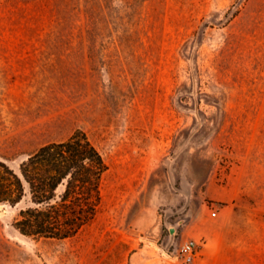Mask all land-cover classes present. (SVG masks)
<instances>
[{"label": "rangeland", "instance_id": "374dc122", "mask_svg": "<svg viewBox=\"0 0 264 264\" xmlns=\"http://www.w3.org/2000/svg\"><path fill=\"white\" fill-rule=\"evenodd\" d=\"M76 129L109 165L96 220L36 239L1 204L0 264H134L135 238L183 264L186 207L264 264V0H0V160Z\"/></svg>", "mask_w": 264, "mask_h": 264}, {"label": "trees", "instance_id": "16d2710c", "mask_svg": "<svg viewBox=\"0 0 264 264\" xmlns=\"http://www.w3.org/2000/svg\"><path fill=\"white\" fill-rule=\"evenodd\" d=\"M109 165L83 129L48 142L14 167L0 160V205L20 207L13 225L36 239H69L97 217Z\"/></svg>", "mask_w": 264, "mask_h": 264}, {"label": "crops", "instance_id": "0c3cea01", "mask_svg": "<svg viewBox=\"0 0 264 264\" xmlns=\"http://www.w3.org/2000/svg\"><path fill=\"white\" fill-rule=\"evenodd\" d=\"M224 196L225 195L222 192H219L214 195L213 198L223 199ZM186 209L190 211L191 217L180 226L178 241L184 243L188 240L198 241L200 238H205L204 247L202 248L203 255L200 258H197L193 264H246L242 252L234 261L227 255V252L230 250V242L228 241L227 235H224V231L228 229V226L219 225L213 228L209 223V221L213 220H217L220 223V219L222 218L221 212H223V210L220 211L219 217L216 218L203 207H186ZM132 247L134 264H170L163 255L166 251H163V253L161 250L158 252H156L155 249L152 251L148 250L146 244H142L138 238H135V240L132 241ZM147 254L149 255V258H147ZM160 258L163 260L161 259L160 262H158L157 259ZM142 259H145L144 263L142 262ZM175 264L180 263L176 261Z\"/></svg>", "mask_w": 264, "mask_h": 264}, {"label": "built area", "instance_id": "2783aa9c", "mask_svg": "<svg viewBox=\"0 0 264 264\" xmlns=\"http://www.w3.org/2000/svg\"><path fill=\"white\" fill-rule=\"evenodd\" d=\"M212 215H217V211H213ZM198 242L196 240H188L184 242L175 257L179 258L183 264H192L198 256Z\"/></svg>", "mask_w": 264, "mask_h": 264}, {"label": "bare ground", "instance_id": "6f19581e", "mask_svg": "<svg viewBox=\"0 0 264 264\" xmlns=\"http://www.w3.org/2000/svg\"><path fill=\"white\" fill-rule=\"evenodd\" d=\"M123 175V174H122ZM125 179V178H124ZM120 183V182H119ZM126 183V182H125ZM123 184V183H122ZM118 185V184H117ZM174 232V231H173Z\"/></svg>", "mask_w": 264, "mask_h": 264}]
</instances>
